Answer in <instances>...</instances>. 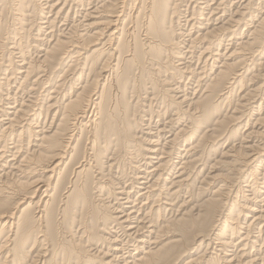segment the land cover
Listing matches in <instances>:
<instances>
[{
  "label": "bare ground",
  "instance_id": "1",
  "mask_svg": "<svg viewBox=\"0 0 264 264\" xmlns=\"http://www.w3.org/2000/svg\"><path fill=\"white\" fill-rule=\"evenodd\" d=\"M0 264H264V0H0Z\"/></svg>",
  "mask_w": 264,
  "mask_h": 264
}]
</instances>
